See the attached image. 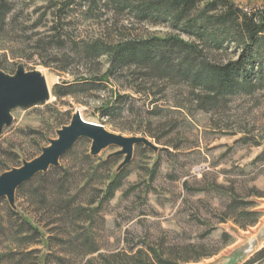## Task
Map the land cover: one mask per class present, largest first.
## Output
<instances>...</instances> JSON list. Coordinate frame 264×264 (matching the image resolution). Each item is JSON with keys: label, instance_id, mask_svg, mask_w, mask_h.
Listing matches in <instances>:
<instances>
[{"label": "rangeland", "instance_id": "obj_1", "mask_svg": "<svg viewBox=\"0 0 264 264\" xmlns=\"http://www.w3.org/2000/svg\"><path fill=\"white\" fill-rule=\"evenodd\" d=\"M65 1L10 0L8 26L0 30V71L12 76L22 66L40 73L50 97L11 112L12 122L0 135V175L37 158L76 112L109 133L146 138L157 150L135 146L120 188L105 201L101 190L123 161L110 155L120 148L91 156V142L80 139L54 174L65 180L63 207H52V195L43 203L35 198L40 179L15 194V210L0 200V264H27L20 255L27 232L23 222L38 231L36 245L26 250L38 251L31 257L37 264H103L101 258L112 255L122 262L133 256L136 262L140 250L150 249L179 264L199 256L204 258L185 264L251 260L264 248V240L245 248L264 227V88L236 93L205 111L196 101L203 93L192 94L181 81H146L131 66L108 77L104 88L58 99L57 86L106 72V57H84L95 39L114 43L180 35L190 41L168 26L138 21L128 8L118 12L115 3L122 0H74L62 10ZM225 1L243 13L264 11V0ZM243 51L228 45L217 60H237ZM247 203L255 206L258 220L241 228L242 211L252 210Z\"/></svg>", "mask_w": 264, "mask_h": 264}, {"label": "trees", "instance_id": "obj_2", "mask_svg": "<svg viewBox=\"0 0 264 264\" xmlns=\"http://www.w3.org/2000/svg\"><path fill=\"white\" fill-rule=\"evenodd\" d=\"M60 4L62 10H65L74 5V0H66ZM115 4L118 12L128 8L138 21L168 26L181 32L190 41L182 40L180 35L114 43L95 39L91 45L84 48V57L90 59L106 57L109 65L106 72L102 78L84 77L66 86H57L54 95L58 99L70 96L75 93L74 91L104 88L103 83L108 77L115 76L116 72L131 66H135L146 81H181L192 90V94L195 91L203 93L204 97L197 98L196 101L199 108L205 111L218 107L220 102H225L227 97L236 93H250L257 88H264V11L243 13L225 0H122L121 3ZM11 11L10 0H0V30L8 26L7 20ZM228 45L244 49L242 57L237 60L218 61L217 59L222 56L219 53L227 54ZM110 110L106 109V113ZM103 116L107 115L103 114ZM86 158L89 159V156L87 155ZM110 159L112 158H108L104 164L111 163ZM57 170L58 167L51 168L46 173L37 175L30 182L20 186L16 193H21L33 181L40 179V184L34 192L35 198L43 203L52 195L56 197L52 207L60 209L63 207L60 193L65 180L54 178ZM122 177L123 168L108 178L105 187L101 190L104 194L103 200L110 199L120 188ZM92 205L93 202L89 203V206ZM244 207L252 210L242 211L246 222L238 224L241 228L253 226L258 220V213L253 211L255 209L253 203L244 204ZM68 210L65 209L66 213H69ZM11 214L16 215L14 212ZM21 227L27 228L23 240L25 248L20 252L24 257L22 262L37 264L32 262L31 257L38 251L26 250L36 245L34 241L39 235L38 231L25 222ZM93 252L94 250L89 251V253ZM138 256H142V259L136 262L133 256H125V262H122V259L118 261V255L102 257L101 260H104L103 264L180 263L176 262L178 259L163 258L159 250L150 249L149 252L140 250ZM202 258L204 257L183 258L182 264L191 261L196 263ZM245 264H264V248Z\"/></svg>", "mask_w": 264, "mask_h": 264}, {"label": "water", "instance_id": "obj_3", "mask_svg": "<svg viewBox=\"0 0 264 264\" xmlns=\"http://www.w3.org/2000/svg\"><path fill=\"white\" fill-rule=\"evenodd\" d=\"M50 92L44 77L35 71L25 72L19 66L14 75L9 76L0 71V135L4 127L12 122L11 112L17 108H28L45 103ZM57 138L49 141L42 148L41 154L29 162H23L19 168H13L0 175V200L6 199L9 206L15 210V194L17 189L33 180L37 175L46 173L51 168L59 167L60 159L80 140L91 142L90 155L97 156L101 151L114 146L120 148L111 156H123V161L117 171L126 166L135 146L142 145L156 152L157 148L143 137L125 138L107 132L103 126L84 121L76 112L69 125L56 131ZM264 240V227L258 238L248 244L246 250H251L255 244ZM235 262H238L236 259Z\"/></svg>", "mask_w": 264, "mask_h": 264}, {"label": "bare ground", "instance_id": "obj_4", "mask_svg": "<svg viewBox=\"0 0 264 264\" xmlns=\"http://www.w3.org/2000/svg\"><path fill=\"white\" fill-rule=\"evenodd\" d=\"M46 85H47V87H48V90L50 91V86H49V83H48L47 80H46Z\"/></svg>", "mask_w": 264, "mask_h": 264}]
</instances>
